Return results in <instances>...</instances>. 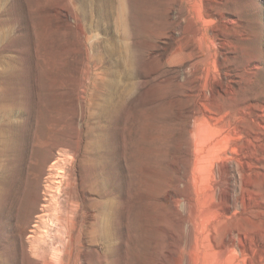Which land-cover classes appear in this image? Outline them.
<instances>
[{"label": "rangeland", "instance_id": "374dc122", "mask_svg": "<svg viewBox=\"0 0 264 264\" xmlns=\"http://www.w3.org/2000/svg\"><path fill=\"white\" fill-rule=\"evenodd\" d=\"M0 264H264V0H0Z\"/></svg>", "mask_w": 264, "mask_h": 264}, {"label": "bare ground", "instance_id": "6f19581e", "mask_svg": "<svg viewBox=\"0 0 264 264\" xmlns=\"http://www.w3.org/2000/svg\"><path fill=\"white\" fill-rule=\"evenodd\" d=\"M58 215V214H57ZM61 214H59V216H60ZM63 215V214H62ZM102 215V214H101ZM58 217V216H57ZM94 217V216H93ZM61 218V217H60ZM65 218V217H64ZM65 221H66V219H64ZM70 220V219H69ZM66 223V222H65ZM70 223V222H69ZM99 223H101L100 221H99V217H98V215L96 216V219H95V221L94 222H92V225L90 226L91 227V229H90V231H89V234H91L92 235V239H96V238H98V237H102V229L99 227ZM104 225V224H103ZM82 228V227H81ZM84 229V228H83ZM81 230V229H80ZM78 232V231H77ZM91 238V237H90ZM97 240V239H96Z\"/></svg>", "mask_w": 264, "mask_h": 264}]
</instances>
